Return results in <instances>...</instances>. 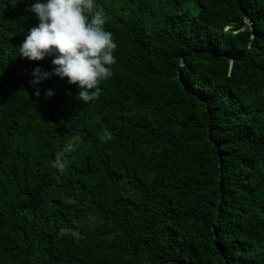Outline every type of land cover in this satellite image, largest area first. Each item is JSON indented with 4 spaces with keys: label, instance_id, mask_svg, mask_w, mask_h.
<instances>
[{
    "label": "trees",
    "instance_id": "16d2710c",
    "mask_svg": "<svg viewBox=\"0 0 264 264\" xmlns=\"http://www.w3.org/2000/svg\"><path fill=\"white\" fill-rule=\"evenodd\" d=\"M28 2L0 0V264H264V0H96L116 62L87 104L35 95Z\"/></svg>",
    "mask_w": 264,
    "mask_h": 264
},
{
    "label": "clouds",
    "instance_id": "9594fccd",
    "mask_svg": "<svg viewBox=\"0 0 264 264\" xmlns=\"http://www.w3.org/2000/svg\"><path fill=\"white\" fill-rule=\"evenodd\" d=\"M27 11L34 14L38 23L30 27L18 46L19 57L30 61L51 58L54 66L47 71L37 65L31 75L30 85L35 95H41L39 85L53 75L67 79L77 87V99L83 104L93 101L101 93L100 83L112 76L116 62L117 43L111 31L105 28V16L96 0H29ZM51 97L54 90H45ZM112 133L104 130L102 139H111ZM71 145L56 154L53 166L63 172L67 159L65 152ZM66 203L74 204L71 198ZM89 221L94 223L95 217ZM79 224V222H76ZM60 236L70 234L80 238L78 228L65 227Z\"/></svg>",
    "mask_w": 264,
    "mask_h": 264
},
{
    "label": "water",
    "instance_id": "95a60500",
    "mask_svg": "<svg viewBox=\"0 0 264 264\" xmlns=\"http://www.w3.org/2000/svg\"><path fill=\"white\" fill-rule=\"evenodd\" d=\"M236 3H237V5H238L239 9L241 10L243 16L245 17L246 21L249 22V20H248V18H247V16H246V11H245V9H244L243 6H242V0H236ZM217 217H218V216H217Z\"/></svg>",
    "mask_w": 264,
    "mask_h": 264
}]
</instances>
